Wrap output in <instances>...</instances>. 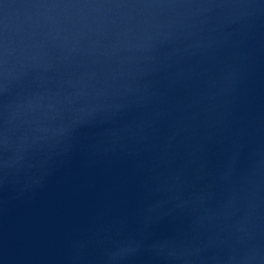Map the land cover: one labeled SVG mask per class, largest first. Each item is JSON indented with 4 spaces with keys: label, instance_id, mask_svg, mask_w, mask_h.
Listing matches in <instances>:
<instances>
[{
    "label": "water",
    "instance_id": "95a60500",
    "mask_svg": "<svg viewBox=\"0 0 264 264\" xmlns=\"http://www.w3.org/2000/svg\"><path fill=\"white\" fill-rule=\"evenodd\" d=\"M0 264H264V0H0Z\"/></svg>",
    "mask_w": 264,
    "mask_h": 264
}]
</instances>
